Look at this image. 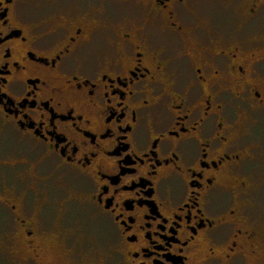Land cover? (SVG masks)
Listing matches in <instances>:
<instances>
[{
	"label": "flooded vegetation",
	"instance_id": "1",
	"mask_svg": "<svg viewBox=\"0 0 264 264\" xmlns=\"http://www.w3.org/2000/svg\"><path fill=\"white\" fill-rule=\"evenodd\" d=\"M263 192L264 0H0V246L15 261L68 244L42 215L82 199L117 264H264L247 213Z\"/></svg>",
	"mask_w": 264,
	"mask_h": 264
},
{
	"label": "rangeland",
	"instance_id": "2",
	"mask_svg": "<svg viewBox=\"0 0 264 264\" xmlns=\"http://www.w3.org/2000/svg\"><path fill=\"white\" fill-rule=\"evenodd\" d=\"M67 193H59V196ZM78 197V196H77ZM82 199H48L42 221L50 231L64 228L70 242L65 244L54 236L46 242V258L43 264H117L120 259L110 241V231L101 219L81 203ZM247 213L264 227V192L260 199H249ZM0 208V219L2 217ZM5 221V220H4ZM2 222L0 228L5 227ZM2 232H0V235ZM0 246V264H20L13 254ZM18 260L21 257H17ZM264 259V255H263ZM242 264H252L249 256Z\"/></svg>",
	"mask_w": 264,
	"mask_h": 264
}]
</instances>
